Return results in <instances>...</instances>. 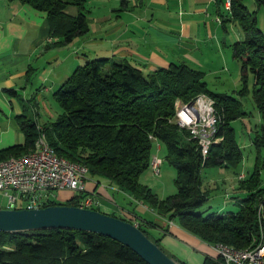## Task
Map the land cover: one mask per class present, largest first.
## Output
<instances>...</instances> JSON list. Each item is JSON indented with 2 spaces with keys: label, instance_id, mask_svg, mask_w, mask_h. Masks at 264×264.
Wrapping results in <instances>:
<instances>
[{
  "label": "trees",
  "instance_id": "1",
  "mask_svg": "<svg viewBox=\"0 0 264 264\" xmlns=\"http://www.w3.org/2000/svg\"><path fill=\"white\" fill-rule=\"evenodd\" d=\"M8 1H19L47 13L49 34L56 39L54 45L71 44L90 31L86 0ZM70 6L76 7V14L69 13ZM218 13H226L221 18L222 26L226 21L235 22L247 35L245 40L233 44L234 57L243 61L244 76L248 71L254 75L253 94L262 118L256 144L264 147V37L257 29L256 18L241 0H231V10L222 12L221 9ZM7 93L17 94L14 89L7 90ZM201 94L215 101L219 116L217 135L223 138L220 143L212 145L206 158L190 131L179 126L175 103L178 99L183 100L184 104L188 102V107ZM55 97L62 112L42 126V130L58 156L86 166L90 178L111 181L136 201L154 209L167 225L171 221L178 222L209 245L224 243L236 248L254 247L261 233L264 203V182L259 177L258 166L250 179H246V175L240 179L238 190L247 194L240 200L237 210L224 214L211 207L206 214L199 210L209 199L208 191L202 188V169L241 158L232 122L247 114L237 98L211 92L204 72L186 63H172L167 68L145 73L126 59L92 58L75 69L55 91ZM18 121L26 141L0 150V162L32 153L42 136L41 126L32 115L21 114ZM156 144L166 146V159L177 168L178 191L166 199L159 198L153 189L140 181L152 170ZM81 197L77 195L61 203L50 196L42 207L79 206ZM89 208L101 211L94 206ZM112 216L137 224L167 253L161 242L163 234L157 237L150 232V228L168 231L159 221L144 222L141 217L132 220ZM169 255L190 264L173 253ZM0 264L149 263L111 237L56 228L0 232ZM204 264H223V261L219 257L206 256Z\"/></svg>",
  "mask_w": 264,
  "mask_h": 264
},
{
  "label": "crops",
  "instance_id": "2",
  "mask_svg": "<svg viewBox=\"0 0 264 264\" xmlns=\"http://www.w3.org/2000/svg\"><path fill=\"white\" fill-rule=\"evenodd\" d=\"M86 1L89 33L77 37L71 44L54 45L56 39L49 34L47 13L19 1L0 0V150L25 143L26 135L18 116L29 112L30 104L26 103L29 93L35 107L32 109L34 120L45 126L49 122L40 121L43 93L55 96V91L75 69L89 59H126L145 73H150L160 67L167 68L172 63H182L177 60L181 55L199 53L205 40L200 30L193 33L188 15L192 14L194 1L198 6L197 14L208 10L206 7L213 2ZM9 89H14L17 94H8ZM43 103L46 113L54 117L47 103ZM185 109H188L187 104ZM177 116L179 120L178 112ZM236 187L237 184L235 190ZM86 188L107 211H116L119 216L132 220L141 217L144 222L159 221L168 231L150 228V232H156L157 237L163 234L161 242L166 250L180 259L190 264H204L208 254L218 257L212 245L185 230L178 222L167 225L154 209L132 199L111 181L90 178ZM236 193L235 198L240 200L247 194L239 190ZM240 200L236 202L237 206ZM225 208L222 206L218 213L224 214Z\"/></svg>",
  "mask_w": 264,
  "mask_h": 264
},
{
  "label": "rangeland",
  "instance_id": "3",
  "mask_svg": "<svg viewBox=\"0 0 264 264\" xmlns=\"http://www.w3.org/2000/svg\"><path fill=\"white\" fill-rule=\"evenodd\" d=\"M209 1L213 2L210 6L208 5L206 7L208 10H205L202 14L196 13L198 6L194 1L192 14L188 15L193 33L197 29L200 30L205 40L201 44V50L199 53L193 52L192 54L181 55L177 57L180 58L177 60L182 63H188L190 67L200 69L204 72L205 82L211 92L228 94L237 98L242 103L247 114L232 122L235 139L241 151V158L238 161L210 165L202 169V188L208 191L209 199L199 210L201 212L205 211V214L211 211L210 207L213 211H217L222 206H225V213L238 209L236 202L240 198H235L234 195L238 190L240 183L238 177L240 175H246V179H250L258 166L261 171L259 177L261 182H264V147H258L256 144L257 135L262 126V118L253 94L255 79L251 71H248V74L244 76L243 61L234 57L233 49V44L236 41L245 40L247 35L235 22L226 21L224 23L225 26H222L219 18H222V15L226 13H218V10L220 11L222 9V12L225 11V0ZM241 1L247 7L248 11L251 12L250 14L256 18L257 29L264 37V0ZM68 11L71 14L77 13L75 6H70ZM183 12L182 10L181 15L184 14ZM176 13H178V10ZM242 91H244V94ZM29 96V99L26 100V103L30 104L28 114L33 116L32 109L35 107H33V100L31 99L30 93ZM43 102L47 103L54 117H50L46 113ZM43 102L40 104V121L42 123L51 122L59 116L62 108L55 96H53V93H43ZM183 102L182 100L179 105H184L185 109V105L188 102L185 104ZM172 121L174 122V117ZM161 147L162 150L158 151V145H155L153 154L160 161L159 173H153L152 170H149L148 173L141 177L140 181L153 189L159 198L166 199L169 196L175 195L178 191L176 183L177 168L166 159V146L161 145ZM235 184H237L236 190L234 189ZM55 192L57 200L61 203H65L77 195L82 196L81 199L89 195L87 192L79 194L70 189L57 190ZM131 198L134 199L132 196ZM97 204V206H93L99 208L102 212L119 216L116 211H107L108 209L106 210V207L104 205L102 206V203L99 202ZM20 205L21 202H19ZM7 207L8 198L0 192V208L6 209ZM151 233L153 236H157L156 232L151 231ZM166 251L168 255L172 253L168 249ZM208 255L214 259L216 258L215 254Z\"/></svg>",
  "mask_w": 264,
  "mask_h": 264
},
{
  "label": "built area",
  "instance_id": "4",
  "mask_svg": "<svg viewBox=\"0 0 264 264\" xmlns=\"http://www.w3.org/2000/svg\"><path fill=\"white\" fill-rule=\"evenodd\" d=\"M225 1L226 9L231 10V0ZM219 20L221 21V18ZM176 112L179 114V126L190 131L191 137L199 145L202 156L208 157L209 146L223 140L217 135L219 116L215 101L210 96L202 94L201 102L193 103L191 109H184V105H179L178 99ZM42 128L41 126L43 143L41 153L26 163L0 168V192L8 198V209L42 207L50 196L57 197L55 192L57 190L70 189L79 194L87 192L86 185L90 176L80 167L52 159V154L43 141ZM202 128H209L210 138L200 137ZM160 147L161 145L158 144V149ZM159 167L160 161L153 156V173H159ZM238 178L244 179L245 175H240ZM19 202H21L20 206ZM97 203L94 194L89 193L80 200L79 207L89 208L96 206ZM260 226L264 229V203ZM212 248L223 264H264V244H258L254 255L233 254L217 245Z\"/></svg>",
  "mask_w": 264,
  "mask_h": 264
},
{
  "label": "water",
  "instance_id": "5",
  "mask_svg": "<svg viewBox=\"0 0 264 264\" xmlns=\"http://www.w3.org/2000/svg\"><path fill=\"white\" fill-rule=\"evenodd\" d=\"M70 229L99 233L131 248L149 264H184L168 255L136 224L99 210L75 205L0 208V232Z\"/></svg>",
  "mask_w": 264,
  "mask_h": 264
},
{
  "label": "bare ground",
  "instance_id": "6",
  "mask_svg": "<svg viewBox=\"0 0 264 264\" xmlns=\"http://www.w3.org/2000/svg\"><path fill=\"white\" fill-rule=\"evenodd\" d=\"M201 101H202V94L197 96L190 103V105L188 106V109L192 108L193 103H197V102H201ZM200 137L210 138L209 128H202V130H200ZM43 141H44L45 147H47L49 149L50 153L52 154V159L58 160L60 162H64V164H69V165H74L76 167H80L84 170V172H86L89 175V171H88V168L86 166L81 165V164H77V163H73L66 158L58 156L56 154V152L54 151V149L48 143L46 135H43ZM211 147L212 146H209V152H210ZM41 150H43L42 136H40V138L36 142L35 151H33L30 154H26L23 156L14 157V158H10V159L1 161L0 162V168L11 167V166L16 165V164L26 163V162L30 161L31 159H33V157H36L39 153H41ZM258 244H264V229H262V227H261V233H260L259 237L256 238L255 245L253 248H250V249L236 248V247L230 246L228 244H224V243H217L215 245L220 246V247H222V249L230 251L233 254L254 255L255 252L257 251ZM212 246H214V245H212Z\"/></svg>",
  "mask_w": 264,
  "mask_h": 264
}]
</instances>
